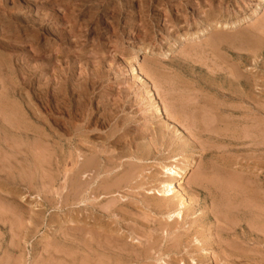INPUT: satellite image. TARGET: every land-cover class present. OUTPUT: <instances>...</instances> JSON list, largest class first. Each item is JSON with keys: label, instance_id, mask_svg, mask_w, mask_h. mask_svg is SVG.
Wrapping results in <instances>:
<instances>
[{"label": "rangeland", "instance_id": "obj_1", "mask_svg": "<svg viewBox=\"0 0 264 264\" xmlns=\"http://www.w3.org/2000/svg\"><path fill=\"white\" fill-rule=\"evenodd\" d=\"M0 116V264H264V0H0Z\"/></svg>", "mask_w": 264, "mask_h": 264}, {"label": "bare ground", "instance_id": "obj_2", "mask_svg": "<svg viewBox=\"0 0 264 264\" xmlns=\"http://www.w3.org/2000/svg\"><path fill=\"white\" fill-rule=\"evenodd\" d=\"M154 1V0H153ZM169 1V0H168ZM207 1H209V0H207ZM188 3H189V1H188ZM211 3V2H210ZM260 4V3H259ZM258 5V4H257ZM262 5V4H261ZM133 6V5H132ZM178 6V5H177ZM208 6H212V4L210 5H208ZM213 6H214V4H213ZM212 6V7H213ZM240 6H242V5H240ZM195 8H196V6H195ZM221 8V7H220ZM219 7H218V9H220ZM226 8V7H225ZM129 9V8H128ZM169 9V8H168ZM199 9V8H198ZM210 9H212V8H210ZM217 9V8H216ZM207 10V9H206ZM214 10V9H213ZM226 10V9H225ZM241 10V9H240ZM254 10V9H253ZM259 10H261L260 8H259V6L253 11V15H258V13H259ZM198 11V10H197ZM196 11V12H197ZM200 11V10H199ZM202 11V10H201ZM223 11V10H222ZM207 12V11H206ZM226 12V11H225ZM225 12H224V14H225ZM230 12V11H229ZM237 12V11H236ZM261 12V11H260ZM201 13V12H200ZM228 13V11L226 12V14ZM202 14H204V13H202ZM223 14V13H222ZM252 14V13H251ZM250 14V15H251ZM207 16H209V18L208 19H206L207 21L210 19V17H211V14H210V12L208 13L207 12V14H206ZM220 15V14H219ZM250 15H249V17H250ZM166 16V15H165ZM206 16V17H207ZM222 16V15H221ZM227 16H228V14H227ZM234 16V15H233ZM172 17V16H171ZM203 17H205V16H203ZM215 17H216V15H215ZM225 17V16H224ZM224 17H222V19L224 18ZM199 18V17H198ZM219 18V17H218ZM231 18V17H230ZM235 18V17H234ZM200 19V18H199ZM214 19V18H213ZM216 19V18H215ZM237 19V18H236ZM197 20V19H196ZM219 20V19H218ZM217 20V22H216V20H214V21H212V22H207V24H208V26L207 27H205V28H203V29H201L197 34H198V36L199 37H201V35H203V36H205V31L206 30H208L209 28H215V30H216V27L218 28V27H221V28H223V29H228L229 27H232L233 26V28H234V26H237V25H239L241 22H242V19H238V20H236V21H234V22H228V21H225V22H219ZM227 20H228V18H227ZM168 21H169V19H168ZM187 21V20H186ZM190 22V21H189ZM192 22V21H191ZM198 22V21H197ZM202 23V22H201ZM203 24V23H202ZM204 26V25H203ZM198 29V28H197ZM222 29V30H223ZM215 30H213V31H215ZM218 30H219V28H218ZM221 30V29H220ZM222 30L220 31V32H222ZM233 30V29H232ZM231 30V31H232ZM227 31V30H226ZM216 32V31H215ZM224 32V31H223ZM185 33V32H184ZM209 33H211L210 31H209ZM218 33V32H217ZM243 33V32H242ZM216 34V33H215ZM224 34H226L225 32H224ZM219 35H221V34H219ZM225 36H227V34L225 35ZM197 37V36H196ZM210 37V36H209ZM215 37V36H214ZM218 37V36H217ZM204 38V37H203ZM226 39L228 38V37H225ZM241 38V37H240ZM215 39V38H214ZM231 39H233V38H231ZM244 39V38H243ZM242 39V40H243ZM176 40H177V38H176ZM190 40V39H189ZM199 40V39H198ZM219 40V39H218ZM218 40H215V41H218ZM196 41V40H195ZM227 41V40H226ZM231 41V40H230ZM229 41V42H230ZM244 41V40H243ZM246 41V40H245ZM177 42V41H176ZM191 42V41H190ZM253 42H255V41H253L252 40V43ZM212 43V42H211ZM219 43V42H218ZM192 44V43H191ZM213 44V43H212ZM171 45V44H170ZM173 46V45H172ZM241 46V45H240ZM243 47V46H242ZM245 48V47H244ZM102 49V48H101ZM141 52H143V53H150L151 52V50L150 49H148V48H145V49H139ZM139 50H137V52H136V54H138V51ZM96 57V56H95ZM98 58V57H97ZM158 61V60H157ZM155 61H153V63H154ZM157 65V64H156ZM131 67V66H130ZM151 67V66H150ZM239 67V66H238ZM146 69V68H145ZM152 69V68H151ZM214 70V69H213ZM147 72H148V70H147ZM150 72V71H149ZM95 73V72H94ZM133 73L134 74H136V75H138V76H141L142 74H141V71H140V69H139V67L137 66V64H135L134 66H133ZM131 74V73H130ZM148 74V73H147ZM227 74V73H226ZM149 75V74H148ZM222 75V74H221ZM258 75V74H257ZM206 76V75H205ZM243 76V75H242ZM135 77V76H134ZM151 77V76H150ZM207 77V76H206ZM217 77V76H216ZM241 77V76H240ZM139 79H140V77H138ZM142 78V77H141ZM244 78V77H243ZM224 79V78H223ZM227 79V78H226ZM237 79V78H236ZM234 80V79H233ZM240 80V79H239ZM238 80V81H239ZM243 80V79H242ZM144 81H145V79H144ZM147 81V80H146ZM141 82H142V80H141ZM154 83V82H153ZM152 83V84H153ZM231 83V82H230ZM148 84V83H147ZM151 84V86H153ZM218 85V84H217ZM142 86V85H141ZM218 86H220V85H218ZM242 87V86H241ZM91 89H92V87H90ZM86 89V88H85ZM138 89V88H137ZM147 89V88H146ZM154 89V88H153ZM220 89V88H219ZM222 89V88H221ZM89 91V90H88ZM87 91V92H88ZM146 91V90H145ZM155 91V90H154ZM219 91V90H218ZM225 91H227V90H225ZM44 93V92H43ZM90 92H88V94H89ZM92 93V92H91ZM122 93V92H121ZM231 93V92H230ZM87 94V93H86ZM136 94V93H135ZM138 94V93H137ZM143 94V93H142ZM148 94H149V98H150V100H152V99H154V94L155 93H153V91L151 90V88H150V90H148ZM147 94V95H148ZM235 94V93H234ZM45 95V94H44ZM125 96V95H124ZM40 97V96H39ZM42 98V97H41ZM129 98V97H128ZM5 99V98H4ZM83 99V98H82ZM88 99V98H87ZM146 99H148L147 97H146ZM157 99V98H156ZM43 100V99H42ZM72 100H74V99H72ZM94 100V99H93ZM122 100V99H121ZM121 100H119L120 101V103L122 102ZM124 100V99H123ZM145 100V99H144ZM149 100V101H150ZM86 102V101H85ZM83 103V104H81L82 105V109H83V112H84V114L86 113V111H89V109H92V107L90 108V107H87V108H89L88 110L86 109V103ZM117 102V101H116ZM126 102V101H125ZM130 102V101H129ZM175 102V101H174ZM77 103V102H76ZM145 103V102H144ZM147 103V102H146ZM150 103H151V101H150ZM153 103V102H152ZM116 104H118V103H116ZM125 104V103H124ZM135 104V103H134ZM153 104H155L154 106V109H155V113L154 114H156V116L158 117V115H160V116H163V115H165L164 113H166L165 111H163L164 109H162L161 108V104L159 105V103L158 102H156V101H154V103ZM152 104V105H153ZM76 104H75V102H73V101H71V108H70V114H71V118H73V120L75 119V117H76V113H75V106ZM78 105V104H77ZM90 105V104H89ZM147 105V104H146ZM122 106H124V105H122ZM135 106V105H134ZM11 107H13V106H11ZM149 107V106H148ZM171 107V106H170ZM213 107V106H212ZM217 108V107H216ZM224 108V107H223ZM239 108V107H238ZM76 109H78V108H76ZM168 109V108H167ZM231 109V108H230ZM243 109V108H242ZM116 110H118V109H116ZM122 110V109H121ZM151 110V109H150ZM213 110H215V109H213ZM218 110V109H217ZM108 111V110H107ZM114 111V110H113ZM180 111V110H179ZM15 112V111H14ZM78 112V111H77ZM90 112H91V110H90ZM7 113V112H6ZM9 114H10V111H9ZM79 114V113H78ZM106 114V113H105ZM104 114V115H105ZM216 114H217V112H216ZM14 115V114H13ZM93 115V114H92ZM103 115V114H102ZM107 115V114H106ZM105 115V116H106ZM116 115H117V113H116ZM168 116H169V114H167ZM5 116H6V114H5ZM108 116H110L109 118H108V121H111V120H113V118H114V116H113V114H111L110 113V115H108ZM107 116V117H108ZM1 117V116H0ZM39 117V116H38ZM122 117V116H121ZM131 117V116H130ZM155 117V116H154ZM104 118V117H103ZM106 118V117H105ZM126 118H127V116H126ZM133 118H135V117H133ZM171 118V117H170ZM40 119H42V118H40ZM123 119V118H122ZM149 119H150V117H149ZM152 119V118H151ZM115 120V119H114ZM133 120V119H132ZM147 120V119H146ZM152 120H154V119H152ZM162 120V119H161ZM124 120H122V122H123ZM127 121H128V119H127ZM134 121V120H133ZM133 121H131V122H133ZM174 121V120H173ZM3 122V121H2ZM112 122V121H111ZM110 122V123H111ZM135 122V121H134ZM133 122V123H134ZM162 122V121H161ZM109 123V122H108ZM120 123V119L119 118H117V120H116V122H115V128L117 129L118 128V125H120L119 124ZM151 123V122H150ZM158 123V122H157ZM122 124V123H121ZM125 124V123H124ZM129 124H130V119H129ZM107 125V124H106ZM128 125V124H127ZM133 125V124H132ZM145 125V124H144ZM146 125H147V123H146ZM124 126V125H123ZM148 126V125H147ZM157 126V125H156ZM159 126V125H158ZM171 126V125H170ZM84 127V126H83ZM146 127V126H145ZM164 127V126H163ZM77 128V127H76ZM75 128V129H76ZM131 127H129L128 126V128L126 127L125 129H123V131L122 132H120V128H119V132L120 133H118V134H110V133H108V137H106L107 139H106V145H107V143L108 144H111V145H116L117 147H119V146H121L122 145V149H125L126 147H130L131 145H133V143L135 142V141H137L138 139H140V137H138V136H134L133 138H132V133L130 132L131 131V129H130ZM147 128V127H146ZM162 128V127H161ZM72 129V128H71ZM149 129H150V127H149ZM163 129V128H162ZM168 129V128H167ZM82 130V129H81ZM110 130V129H109ZM111 130H112V128H111ZM160 131V130H159ZM162 131V130H161ZM107 132V131H106ZM171 132V131H170ZM175 132V131H174ZM177 132V131H176ZM41 134V133H40ZM81 134V133H80ZM107 134V133H106ZM132 134V135H131ZM151 134V133H150ZM182 134V133H181ZM173 135V134H172ZM175 135V134H174ZM179 135V134H178ZM74 136V135H73ZM42 137V136H41ZM130 137V140H128V141H126L127 143L126 144H121L123 141V139L124 138H129ZM154 137V136H153ZM160 137V136H159ZM178 137V136H177ZM224 137V136H223ZM166 138V137H165ZM172 138V137H171ZM174 138H176V137H174ZM228 138V137H227ZM104 141V140H103ZM156 141V140H155ZM136 143V142H135ZM178 145V144H177ZM84 146V145H83ZM99 147H101V145H99ZM114 147V146H113ZM87 148H89V147H87ZM107 148V147H106ZM105 148L103 147V149L102 150H104ZM111 149V148H110ZM120 149V148H119ZM189 149V148H188ZM208 150V149H207ZM71 151V150H70ZM107 152V151H106ZM124 152V151H123ZM212 152V151H211ZM100 153V152H99ZM210 154V153H209ZM107 155V154H106ZM97 156V155H96ZM100 156V155H99ZM98 156V157H99ZM181 156V155H180ZM50 157V156H49ZM52 157V156H51ZM76 157V156H75ZM187 157V156H186ZM109 158V157H108ZM189 158V157H188ZM77 159V158H76ZM99 159V158H98ZM110 159V158H109ZM113 160V159H112ZM145 160V159H144ZM94 162V161H93ZM97 162V161H96ZM184 163H185V161H183ZM48 163V162H47ZM46 163V164H47ZM52 163V162H51ZM76 163V162H75ZM115 163V162H114ZM187 163V162H186ZM186 163H185V165H186ZM77 164V163H76ZM102 164V163H101ZM108 164V163H107ZM180 164V163H179ZM190 164V163H189ZM93 165H95V164H93ZM125 165V164H124ZM49 166V165H48ZM101 166V165H100ZM105 166H106V164H105ZM111 166V165H110ZM177 167H178V165H176ZM190 166V165H189ZM35 167V166H34ZM138 167V166H137ZM194 167V166H193ZM57 168V167H56ZM77 168V167H76ZM80 168V167H79ZM88 168V167H87ZM105 168H107V167H105ZM179 168H180V171L178 170H175L174 169V165H171V166H165L164 168H162V170H161V174L163 175V174H166V181L163 183V188L165 189L164 190V193H161V195H163L162 197H170V199L172 200V198L171 197H174L175 196V193L176 192H178V190H180V191H183V187L184 186H182V184L181 183H178L177 184V181H180V180H183L184 178V175L186 174V172H187V169H186V167L185 166H179ZM178 168V169H179ZM188 168V167H187ZM223 168H225V167H223ZM95 169V168H94ZM109 169H111V168H109L108 167V170ZM133 169H135V168H133ZM132 169V170H133ZM161 169V168H160ZM220 169V168H219ZM88 170V169H87ZM100 170H101V168H100ZM138 170V169H137ZM214 170V169H213ZM44 171V170H43ZM124 171V170H123ZM140 171V170H139ZM160 171V170H159ZM158 171V172H159ZM69 172V171H68ZM73 172V171H72ZM71 172V173H72ZM75 172H76V169H75ZM81 171H79V173H80ZM84 172V171H83ZM90 172H92V171H90ZM99 171H97V175H99V173H98ZM107 172V171H106ZM109 172H111V171H109ZM116 172V171H115ZM127 172V171H126ZM130 172H131V170H130ZM130 172H129V174H130ZM216 172V171H215ZM85 173V172H84ZM89 173V172H88ZM136 173V172H135ZM174 173V174H173ZM87 174V173H86ZM95 174V175H96ZM107 174V173H106ZM110 173H108V175H109ZM160 174V173H159ZM96 175V176H97ZM66 176V175H65ZM83 176V175H82ZM96 176L94 177V178H96ZM150 176H152V175H150ZM159 176V175H158ZM180 177V178H177V177ZM89 177V176H88ZM127 177V176H126ZM77 178H78V176H77ZM83 178V177H82ZM106 178H108L107 177V175H106ZM114 178V177H113ZM135 177L134 176H132V177H130L128 180V182L129 183H132V182H130V181H132L133 179H134ZM139 178V177H138ZM175 178H177V179H175ZM220 178V177H219ZM226 178V177H225ZM66 179V178H65ZM97 179V178H96ZM108 179H110V178H108ZM137 180V179H136ZM142 180V179H141ZM93 181V180H92ZM91 181V182H92ZM100 181V180H99ZM109 181V180H108ZM67 182V181H66ZM105 182V184H106V182L107 181H104ZM103 182V183H104ZM128 182H127V184H128ZM100 183H102V181L100 182ZM108 183V182H107ZM111 183V182H110ZM160 183V182H159ZM126 184V183H125ZM246 184V183H245ZM84 185H86V183L84 184ZM90 185V184H89ZM92 185V184H91ZM90 185V186H91ZM222 185V184H221ZM103 186V185H102ZM139 186V185H138ZM162 186V185H161ZM231 186V185H230ZM83 187V186H82ZM89 187V186H88ZM100 187H101V185H100ZM121 187H122V185H121ZM126 187V186H125ZM128 187V186H127ZM70 188V187H69ZM162 188V189H163ZM185 188V187H184ZM112 189H113V187H112ZM111 189V190H112ZM120 189V188H119ZM159 189V188H158ZM233 189V188H232ZM89 190V189H88ZM94 190L95 191H97V189H95L94 188ZM140 190V189H139ZM161 190V189H160ZM228 190V189H227ZM107 191H109V190H107ZM128 191V190H127ZM126 191V192H127ZM211 191V190H210ZM80 192V191H79ZM99 191H97V193H98ZM105 192V191H104ZM130 192V191H129ZM141 192V191H140ZM186 192V191H185ZM215 192V191H214ZM70 193V192H69ZM76 193V192H75ZM74 193V194H75ZM101 193V192H100ZM111 193V192H110ZM113 193V192H112ZM146 193V192H145ZM102 194V193H101ZM105 194H109L108 192L106 193L105 192ZM127 194H128V192H127ZM130 194V193H129ZM153 194V193H152ZM157 194V193H156ZM183 202H180L179 204H177V207H178V210H177V212H175L174 211V213H176V215L174 216V217H172L173 215H169V217L171 218V220H170V222H172V221H175V222H177L175 219H176V216H180V215H182L183 213V211L181 212L180 211V208H182V207H184V206H186V204H185V193H184V191H183ZM240 194V193H239ZM246 194V193H245ZM248 194V193H247ZM76 195V194H75ZM99 195V194H98ZM117 195V194H116ZM181 195V194H180ZM179 195V196H180ZM80 196V195H79ZM97 196V195H96ZM101 196V195H100ZM99 196V197H100ZM105 196V195H104ZM128 196V195H127ZM111 197V196H110ZM178 197V196H177ZM247 197V196H246ZM250 197V196H249ZM88 198V197H87ZM261 198V197H260ZM174 199V198H173ZM227 199V198H226ZM257 199V198H256ZM81 200V199H80ZM85 200H87V199H85ZM115 200V199H114ZM119 200V199H118ZM161 200H163L162 198H161ZM170 200V201H171ZM250 200V199H249ZM87 201H89V200H87ZM113 201V200H112ZM143 201V200H142ZM142 201H141V203H142ZM145 201V200H144ZM167 201L169 202V200L167 199ZM173 201V200H172ZM189 201V200H188ZM246 201V200H245ZM78 202V201H77ZM190 202V201H189ZM223 202V201H222ZM260 202V201H259ZM252 203V202H251ZM254 203V202H253ZM264 203V202H263ZM85 204V203H84ZM111 204V203H110ZM113 204V203H112ZM116 204V203H115ZM171 205H172V203H170ZM169 203H168V205H170ZM175 204V203H174ZM73 205V204H72ZM164 206H165V203L163 204ZM111 206V205H110ZM138 206V205H137ZM224 206V205H223ZM227 206V205H226ZM225 206V207H226ZM245 206V205H244ZM180 207V208H179ZM232 207V206H231ZM36 208V207H35ZM103 208V207H102ZM147 208V207H146ZM228 208V207H227ZM264 208V207H263ZM72 209V208H71ZM74 209V208H73ZM82 209V208H81ZM110 209V208H109ZM169 209V208H168ZM173 209H175V208H173ZM183 209V208H182ZM181 209V210H182ZM120 210V209H119ZM170 210V209H169ZM168 210V211H169ZM229 210V209H228ZM257 210H258V208H257ZM122 211V210H121ZM220 212V211H219ZM225 212V211H224ZM75 213V212H74ZM105 214V213H104ZM264 214V213H263ZM101 215V214H100ZM163 215V214H162ZM89 216V215H88ZM253 216H254V214H253ZM99 217V216H98ZM104 217V216H103ZM102 217V218H103ZM111 217V216H110ZM122 217V216H121ZM186 217V216H185ZM115 218V217H114ZM180 218H181V216H180ZM228 218V217H227ZM166 219V218H165ZM103 220V219H102ZM229 220V219H228ZM85 221V220H84ZM79 222V221H78ZM181 222H183V221H181ZM94 224V223H93ZM95 225V224H94ZM104 225V224H103ZM107 225V224H106ZM108 225H110V224H108ZM170 225V224H169ZM252 225V224H251ZM12 226V225H11ZM72 226V225H71ZM74 226V225H73ZM87 226V225H86ZM101 226V225H100ZM263 226V225H262ZM111 227V226H110ZM174 227H176V226H174ZM99 229V228H98ZM97 229V230H98ZM101 229V228H100ZM105 229H108V226H107V228H105ZM111 229V228H110ZM110 229H108V230H110ZM131 231H132V229H131ZM71 232V231H70ZM78 232H79V230H78ZM87 232V231H86ZM95 232H98V231H95ZM119 232V231H118ZM163 232V231H162ZM263 232V231H262ZM85 233V232H84ZM109 233V232H108ZM169 233V232H168ZM172 233V232H171ZM170 233V234H171ZM73 235V234H72ZM75 235V234H74ZM14 236V235H13ZM16 236V235H15ZM90 236V235H89ZM2 237V236H1ZM80 237V236H79ZM116 237H118V236H116ZM121 237H123V236H121ZM85 238V237H84ZM83 238V239H84ZM97 238H99V237H97ZM92 239V238H91ZM86 241V240H85ZM192 241V240H191ZM76 242V241H75ZM90 242H91V240H90ZM93 242V241H92ZM181 242V241H180ZM196 242H197V240H196ZM195 242V243H196ZM200 242V241H199ZM83 243V242H82ZM101 243V242H100ZM132 243V242H131ZM77 244H79V243H77ZM85 244V243H84ZM122 244V243H121ZM137 244V243H136ZM49 245V244H48ZM196 245V244H195ZM132 246V245H131ZM193 246V245H192ZM201 246V245H200ZM136 247V246H135ZM197 247H198V245H197ZM88 248V247H87ZM122 248V247H121ZM124 249H126V248H124ZM149 249V248H148ZM201 249V248H200ZM204 249V248H203ZM99 250V249H98ZM202 250V249H201ZM171 251V250H170ZM177 251V250H176ZM48 252V251H47ZM59 252V251H58ZM57 252V253H58ZM116 252V251H115ZM129 252V251H128ZM173 252V251H172ZM60 253V252H59ZM201 253V252H200ZM77 254V253H76ZM84 254V253H83ZM115 255V254H114ZM160 255V254H159ZM158 255V256H159ZM169 255V254H168ZM167 255V256H168ZM175 255V254H174ZM199 255V254H198ZM202 255V254H201ZM116 256V255H115ZM162 256V255H161ZM69 257V256H68ZM125 257V256H124ZM203 257V256H202ZM87 258V257H86ZM126 258V257H125ZM136 258V257H135ZM151 258V257H150ZM65 259V258H64ZM91 259V258H90ZM95 259V258H94ZM93 259V260H94ZM144 259V258H143ZM146 259V258H145ZM71 260V259H70ZM84 260V259H83ZM155 260V259H154ZM206 260H207V258H206ZM208 260H210V259H208ZM51 261V260H50ZM110 261H111V259H110ZM194 261V260H193ZM48 262V261H47ZM71 262V261H70ZM72 262H74V260H72ZM101 262V261H100ZM115 262V261H114ZM163 260H162V263H160V264H163ZM177 262V261H176ZM192 262V261H191ZM195 262V261H194ZM18 263H19V261H18ZM99 263V262H98ZM165 263V262H164ZM52 264V263H51ZM81 264V263H80ZM105 264V263H104ZM181 264V263H180Z\"/></svg>", "mask_w": 264, "mask_h": 264}]
</instances>
